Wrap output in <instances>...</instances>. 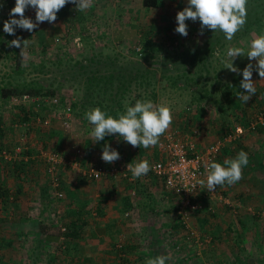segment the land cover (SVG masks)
<instances>
[{"label": "rangeland", "instance_id": "374dc122", "mask_svg": "<svg viewBox=\"0 0 264 264\" xmlns=\"http://www.w3.org/2000/svg\"><path fill=\"white\" fill-rule=\"evenodd\" d=\"M140 3L141 0H103V7L105 11H121L120 20L124 21L126 26L127 4L140 6ZM0 4H3L0 8V89L16 88L14 94L6 97L0 94V264H78L82 259L79 255L80 245H84L88 237L95 238L81 236L80 227L75 225L76 220L81 219L83 214H97L100 210V204L96 203L99 197L95 196L94 192L96 182L86 179L78 168L90 169L101 164L106 167L122 166V156L113 164L96 160L98 146L104 141L112 148L117 141H120L119 145L123 143L124 147L128 145L133 148L118 136L114 137L115 134L94 143V137L91 136L93 125L84 121L83 114L93 109L96 102L102 101L99 108L114 118L124 113L126 107L134 106L135 100L150 99L157 105L170 106L174 119L166 133L192 141L197 149H203L241 126L238 136L225 142L219 158L216 159V162L222 165L226 159L235 158L239 151H245L246 146L243 148L242 145L248 140V143H257L258 139L252 138V135L256 136L259 128L264 126L248 128L249 121L221 123L222 131L218 134H214L213 129L205 130L206 121L213 110L210 106L202 105V101L211 102L210 98L215 94L214 74L210 68L214 59L208 58V53L219 52L217 59L221 61L227 59L228 47H241L247 51L251 40L264 34V0H248L247 23L232 41L226 40L220 31L205 29L203 35H200L199 20H187L188 35L181 36L174 31L177 26L175 17L178 11L187 6V0H159L157 7H142L139 11L137 33L129 41L124 40L120 44L112 40L88 42L85 39L80 49L71 50L65 49V46L70 42L67 34L72 31L65 32L61 37L64 41H59L54 47L46 46L41 49L42 45L37 41L38 29L42 31V37L53 32L52 24L48 28L44 26L46 22L39 24L31 33L22 29H16L15 35L4 33L3 22L9 19V11L15 6V0H0ZM103 14L105 15L104 11ZM25 15L35 22L32 8L27 9ZM113 15L111 14V17ZM105 19L118 24L115 17ZM108 24L111 26L109 21ZM104 26H107V23ZM102 28L100 34L111 37L110 28ZM123 29L128 28L126 26ZM86 35L87 33H84V36ZM17 36L28 39L25 57L20 55L21 49L8 46V42ZM136 47L143 50L142 56L137 55ZM245 57L237 59L248 60ZM198 77L200 83L197 84L195 80ZM177 81L181 84L176 86ZM86 84L92 87L86 89ZM23 93L31 97L57 95L61 98V106L67 102L71 103V127L64 129L55 118V113L61 110V106L35 107L31 101L23 105L9 106L12 96ZM85 100L89 102L88 105ZM259 110L263 111L264 108ZM198 111H201V117ZM257 112L249 117H253ZM38 118H48L50 124L42 126L37 122ZM82 129L84 132H81ZM33 131L36 136H29ZM30 143L36 145L26 148ZM18 146L21 150L16 152L15 148ZM77 149L80 150L79 153L76 152ZM50 150L60 151L69 161L57 171L61 183L67 181L68 177L74 179V185L81 184L84 188L79 192L81 195H76L73 199L62 196L64 199L59 204L67 203L70 209V212H66L65 223H60L61 217L65 215L54 210V199L50 198L44 206L42 203L39 205L45 213L49 205L50 209L53 208L51 212L46 213L52 218H49L48 227L62 236L60 242L49 247V250H46V247L41 250L36 236L32 233L23 236L17 231L20 227L17 223L22 217L14 216L10 219L6 216V211L9 213L10 210L7 209L14 206L16 195L21 194V182L35 175L29 174L26 164L29 167L36 166L37 170L42 169V172L37 171L36 175L48 187L46 192L54 194L50 175L46 171L47 162L41 156V151ZM4 152H10L13 157L4 158ZM28 156H34L30 158L31 162L30 159L25 160ZM248 157L249 161H253L252 165L248 164L246 171L243 170V179L247 177L245 181H253L250 182L253 184L246 186L249 189L248 193L243 192L247 193L246 195L241 197L242 194L238 190L243 189V186L238 183L225 184L217 186L213 192L203 188L193 197L192 202L196 207L182 206L183 213L180 215L184 218L177 223L178 229L186 233L183 237L180 236L183 240H173L189 249L190 256L194 255L193 259L188 257V264H237V261L238 264H243V261L244 264H264V202L256 198L260 188L263 189V183L255 185L264 177V168L255 162L261 157L260 154L251 157L248 153ZM159 158L158 154L156 156L154 153L151 164ZM73 163H76L73 166L75 168L71 167ZM5 196H13V199ZM40 215L43 217L41 212ZM61 225H65L64 231L60 229ZM245 228L250 232L247 242L251 244H245L247 242L244 243L242 238ZM74 231L75 235L71 236L70 232ZM80 237L84 239L80 240ZM75 239L76 241H73ZM117 264L122 263L119 261Z\"/></svg>", "mask_w": 264, "mask_h": 264}, {"label": "crops", "instance_id": "0c3cea01", "mask_svg": "<svg viewBox=\"0 0 264 264\" xmlns=\"http://www.w3.org/2000/svg\"><path fill=\"white\" fill-rule=\"evenodd\" d=\"M128 1L126 0V2ZM142 7H145V9L151 8L143 6L142 0L140 6L137 4H133L132 6L127 4V11L125 13L127 12L126 14H128V23L126 24L128 29L125 30L123 29L126 27L124 21H121V11H105L103 0H93V6L85 12L76 11L75 5L69 3L58 12V18L54 22V25L45 23L44 26L47 28L51 25L53 32L49 33L46 37H42V31L38 29L37 41L42 45L41 49H44L46 46L52 48L59 41H64L61 37L65 32L72 31L70 33L71 35L67 34V39L70 41L65 46L67 50L80 49L85 43V39L88 42L112 40L114 43L122 44L124 40L129 41L137 33V26L140 22L137 19V15ZM33 14L35 15L34 9ZM111 14H114L113 17H111ZM106 17L107 19L108 17L110 19L115 17L118 24L111 20L106 21ZM108 21L111 23V26L114 24L115 26H109ZM105 23H107V26H104ZM102 27L110 28L111 31L109 33L111 37L107 34H100L103 29ZM84 33H87V35L84 36ZM207 56L208 58L214 59L210 68L214 74L213 80L215 84L213 87L215 94L210 98L211 102L207 101V103H204L202 101V105L210 106L213 110L209 117L210 120L208 119L206 121L207 126L205 130L210 131L213 129L214 134H218L222 131L221 123H247L251 119L249 117L250 114H254L257 111L260 112L259 109L264 108V80H260L258 72L253 71L252 79L254 80L256 94L247 103H244L238 98L240 92L244 91L240 88V81L243 79L242 70L249 62L255 65L256 61L241 60L242 58L234 61V66L241 70V74H237L223 68V60L219 61L217 59L216 52L208 53ZM198 79L199 77L195 80L197 84L200 83ZM85 82L88 83L87 81ZM179 84L181 83L177 81L176 86ZM83 86L82 84L81 87L83 88ZM90 87H92L90 84H86L85 88L88 89ZM85 102L86 105L89 104L86 100ZM101 103L102 101L96 102L94 108L101 106ZM101 110L104 111V109ZM85 114H83L84 121H88L85 118ZM198 114L200 117L202 116L201 111H198ZM81 132H84V130L82 129ZM31 135L33 137L36 136L34 131L29 133V136ZM114 137L117 138V135ZM252 138L258 139L257 143H248V140L242 146L243 148L246 146L245 152L251 154V157L254 154L255 156L260 154L261 157L255 162L256 165L264 168V127H260L258 134L256 136L252 135ZM105 144L107 142L104 141V143L98 146L96 160L100 159L99 161H102L101 154ZM119 144L120 141L114 143V148L124 158L121 161L122 166H120L119 172L115 176L104 175L100 179L93 180L96 182L95 196L99 197L96 202L100 204L99 212L97 214L92 213L91 215L83 214L81 219L75 222V225L80 227L81 236L85 235V238L87 236L95 237L91 239L88 237L85 239L84 245H80L79 250L81 252H79V255L82 256V259H80L78 264H117L119 261L122 264H146L147 259L155 258L159 255H167L170 257L166 261V264H188L190 260L188 257L193 259L194 255L190 256L189 249L182 244L181 246L177 244L176 242L178 241H174L178 240L180 236L183 237L186 233V231L182 232V230L178 229L177 223L180 219L184 218L183 215H180L183 213L182 205L178 206L181 203L180 196L167 190L161 178L153 173L152 170L146 176L134 180L131 172L127 169L128 163H132L134 166L144 159L151 165V158L154 153L156 156L158 154V157L162 155L158 149V145L145 149L143 146L130 148L128 145L124 147L122 145L123 143L121 145ZM35 145L34 143H30L26 148H32ZM33 157L28 156L25 160ZM221 161H223V158ZM252 161H249L248 164L252 165ZM29 162H31V159ZM73 166L75 164L71 166L75 168ZM248 167H245L243 170L246 171ZM26 168L29 169V174L34 173L35 175L21 182L19 187H23L22 192L20 195H16L17 200L14 206L10 207L11 209H7L10 211L9 213L6 211V216L10 219L12 217L14 218V216L22 217L17 223L20 226L17 231L23 234V236L24 234L32 233L39 239L41 250H43V247L49 250V247H53L60 242L61 236L58 233H54L48 227L50 224L49 218L51 217L46 213L48 211L51 212L53 208L50 209L51 206L49 205L45 213L44 209H42L43 207L39 208V205L42 203L44 206V203L49 202L50 198L54 199V210L56 209V212H62L61 214L65 215L61 217L60 223H65V220H67L66 214L70 212V209L67 203L63 202V204H59V202L63 201L64 197L57 198L53 193L46 192L47 186L36 175L38 174L37 171L42 172V169L37 170L36 166L29 167L27 164ZM69 169L68 171L70 172ZM81 169L78 168L79 171ZM39 176L41 175L39 174ZM67 179L64 183H60L58 187L59 190H64L63 195L69 196L68 198L70 199L75 198L76 195H81L79 192L81 193L84 186L76 184L78 185L77 187L73 184L74 179H69L68 177ZM245 179L247 180V177ZM245 179H243L244 181L241 180L242 182L240 181V183L238 182V185L243 186V189L238 190L242 194L241 197L248 193L247 191L249 189L246 186L253 184L250 183L253 181H245ZM261 182L263 183V189L261 190L260 188L258 191L259 198H256L264 202V177H262V180L257 181V183L255 182V185L261 184ZM243 192L247 193L244 194ZM5 198L13 199V196H5ZM40 212L43 214V217L40 215ZM191 232L194 233L195 231ZM248 233L250 232L246 228L242 232L244 243L248 240ZM83 239L80 237V240ZM73 241H76V239ZM245 244H251V242ZM259 245L262 247L260 241ZM236 263L238 264V261Z\"/></svg>", "mask_w": 264, "mask_h": 264}, {"label": "clouds", "instance_id": "9594fccd", "mask_svg": "<svg viewBox=\"0 0 264 264\" xmlns=\"http://www.w3.org/2000/svg\"><path fill=\"white\" fill-rule=\"evenodd\" d=\"M69 3L75 5V10L85 12L93 6V0H15V6L9 11V19L3 22V31L8 35H15L16 29L33 32L39 24L47 22L53 24L57 20L58 12ZM248 0H187V6L176 14L175 32L181 36L188 35L187 20L200 22V35L205 29L212 32L220 31L228 41H232L236 33L241 31L247 23ZM3 4H0V8ZM35 10V22L26 17L27 9ZM18 17V18H16ZM28 39L17 36L8 42L9 47L21 49L20 55L27 56L26 48ZM227 59L223 60L224 69L232 73L241 74V70L234 66L238 57L246 56L249 62L242 70L243 79L240 81L239 99L247 103L255 94L256 88L252 79L253 71L258 72L260 80H264V34L257 36L250 42L249 49L241 47H228ZM219 56V52H217ZM85 118L93 125L91 136L94 143L103 141L106 136L117 135L132 147L145 149L155 147L160 138L169 130L174 113L170 106L157 105L152 100H136L134 106L126 107V111L119 114L118 118L107 114L96 107L85 114ZM101 159L107 164H113L121 155L119 151L105 144L102 149ZM248 154L241 150L235 158L226 159L221 163L211 162L206 165L207 180H200L199 184L208 192H213L217 186L234 185L243 179V169L248 166ZM132 178L138 179L146 176L151 170V165L144 159L134 166L127 164ZM170 257L159 255L146 260V264H166Z\"/></svg>", "mask_w": 264, "mask_h": 264}, {"label": "built area", "instance_id": "2783aa9c", "mask_svg": "<svg viewBox=\"0 0 264 264\" xmlns=\"http://www.w3.org/2000/svg\"><path fill=\"white\" fill-rule=\"evenodd\" d=\"M136 50L139 51L140 47H136ZM9 101V106L23 105L31 101L35 107H59L62 102L61 98L57 95L31 97L27 93L14 95ZM61 107V110H57L55 113V118L64 129H69L72 124L71 103H64ZM37 122H40L42 126H48L50 119L38 118ZM256 125L264 126V110L259 113L257 112L251 117L248 128H254ZM240 131L241 126H238L236 131L233 130L231 133L224 135V137L216 139L203 149H197L195 143L192 141H187L172 133H166L157 144L162 155L157 161L151 164V170L161 178L167 190L180 196V205L196 207L192 201L193 197L198 195L203 189L199 181L204 180L206 182L207 180L206 165L215 162L225 142L236 138ZM20 150L19 146L15 148L16 152ZM76 152L79 153L80 150L77 149ZM3 156L6 159L13 157L10 152H4ZM41 156L47 162L46 171L50 175V183L54 188V195L57 198H62L63 192L58 189L61 179L57 176V171L63 164H67L69 161L64 158L60 151L55 150L41 151ZM119 170V167L115 165L110 167L98 165L95 168L81 169V172L88 179L97 180L104 175L115 176ZM60 229L64 231L65 225H61Z\"/></svg>", "mask_w": 264, "mask_h": 264}, {"label": "trees", "instance_id": "16d2710c", "mask_svg": "<svg viewBox=\"0 0 264 264\" xmlns=\"http://www.w3.org/2000/svg\"><path fill=\"white\" fill-rule=\"evenodd\" d=\"M142 4H143V6H146V7H157L159 5V0H142ZM140 50H141V48H140ZM140 50L137 51L136 53H137V55L142 56V53H144V52H143V50H141V51ZM0 90H1L0 94L3 95L4 97H6L7 95L14 94V91L16 90V88H12V89L2 88ZM217 158H219V157H217ZM70 235L71 236L75 235V231L70 232Z\"/></svg>", "mask_w": 264, "mask_h": 264}]
</instances>
